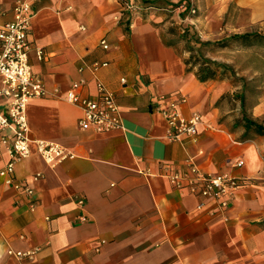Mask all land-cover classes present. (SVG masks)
Instances as JSON below:
<instances>
[{
	"label": "crops",
	"instance_id": "0c3cea01",
	"mask_svg": "<svg viewBox=\"0 0 264 264\" xmlns=\"http://www.w3.org/2000/svg\"><path fill=\"white\" fill-rule=\"evenodd\" d=\"M16 1L0 0V25L13 19ZM146 2H32L29 59L48 95L27 104L32 142L15 165L21 186L0 182V264H264V97L247 106L231 77L202 80L183 41L164 39L168 22L153 11L163 0ZM211 6L214 32L230 10L247 13L245 26L264 22V0ZM104 61L93 73L92 64ZM97 79L120 106L122 124L109 132L81 129L82 111L62 97L79 80L86 81L81 94L94 96ZM162 94L186 96L185 116L201 113L197 138H168L154 108ZM39 139L74 156L50 164ZM7 159L0 154V169ZM191 164L241 180L227 208L174 186L167 173H190Z\"/></svg>",
	"mask_w": 264,
	"mask_h": 264
},
{
	"label": "built area",
	"instance_id": "2783aa9c",
	"mask_svg": "<svg viewBox=\"0 0 264 264\" xmlns=\"http://www.w3.org/2000/svg\"><path fill=\"white\" fill-rule=\"evenodd\" d=\"M34 0H17L13 8L14 17L11 21L0 25V97L5 102L0 107V154H7L8 159L0 169V182L19 188L15 177L16 162L30 154V127L27 115V104L32 98L48 95L42 79L33 73L29 53L33 47L30 40L31 18L33 16L32 2ZM195 12V9H191ZM101 44L108 49L109 44L102 39ZM39 59L45 57L42 47H37ZM108 62H95L91 66L93 73L107 66ZM124 81V80H122ZM85 80L75 81L62 95L68 102L76 105L82 111L79 125L84 130L109 132L122 124V116L117 96L100 80H96L97 92L94 96L86 97L81 90ZM56 90L55 94L59 95ZM187 102L184 95H159L154 108L159 111L169 125L168 138L179 140L184 137L195 139L199 134V126L203 123L202 115L193 111L189 116L182 112V105ZM37 151L46 162L58 164L73 153L62 145L47 141L36 140ZM238 161L237 165H242ZM167 176L178 189L187 188L190 192L206 198L215 199L221 207L227 208L234 191L242 184L237 177L228 174H211L202 172L191 164L190 173H167ZM79 203L85 204L84 199ZM86 220V217H81ZM16 256L30 255L31 252L17 251Z\"/></svg>",
	"mask_w": 264,
	"mask_h": 264
},
{
	"label": "rangeland",
	"instance_id": "374dc122",
	"mask_svg": "<svg viewBox=\"0 0 264 264\" xmlns=\"http://www.w3.org/2000/svg\"><path fill=\"white\" fill-rule=\"evenodd\" d=\"M212 3L214 0H163L153 11L158 9L157 12L168 22L164 29L166 42L182 40L188 58H199L198 63H194L197 68L201 66L203 59L214 62V67L218 64L228 65L227 77H231L237 84H242L244 102L247 106L252 105L260 97H264V40L245 45L236 40V36L254 32L264 34V22L257 26H245L247 13H235L230 10V15L226 13L220 21L219 29L214 32L211 26L215 27L214 22L219 19L211 20L206 17L208 10L213 9ZM127 7L131 8L128 5ZM192 8L195 12L191 11ZM131 9H135L133 4ZM177 10L182 18L178 19L179 23H175L171 18ZM218 70L223 68L218 67Z\"/></svg>",
	"mask_w": 264,
	"mask_h": 264
},
{
	"label": "trees",
	"instance_id": "16d2710c",
	"mask_svg": "<svg viewBox=\"0 0 264 264\" xmlns=\"http://www.w3.org/2000/svg\"><path fill=\"white\" fill-rule=\"evenodd\" d=\"M125 3V2H124ZM253 38V40H251ZM236 40H240L243 44L245 45H253L255 44L256 41H263L264 40V34H260L257 32L254 33H246L243 35H238L236 36ZM199 58H194L193 56L189 57L187 59V63L191 64L193 66H196L194 63H198ZM214 62L203 59L201 66L198 69L200 78L202 80H207V79H223L227 77L226 71L229 69V66L226 64H218L216 67ZM218 67L223 68V70H218ZM250 125H255L259 130H262L263 127L254 123V122H249Z\"/></svg>",
	"mask_w": 264,
	"mask_h": 264
}]
</instances>
